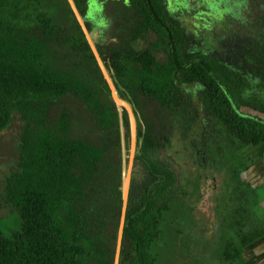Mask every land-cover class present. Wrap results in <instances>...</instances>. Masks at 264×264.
Here are the masks:
<instances>
[{
  "label": "trees",
  "instance_id": "16d2710c",
  "mask_svg": "<svg viewBox=\"0 0 264 264\" xmlns=\"http://www.w3.org/2000/svg\"><path fill=\"white\" fill-rule=\"evenodd\" d=\"M74 2L83 17V0ZM154 31L151 44L123 37L97 47L135 113L136 157L159 162L183 128L200 168L223 167L225 149L262 147L264 158V75L196 58L176 30L172 38L159 25ZM254 65L264 71V55ZM130 138L128 113L113 100L68 1L0 0V161H13L0 175V264H105L89 253L105 233L115 264ZM230 167L234 193L257 195L242 183L246 165L232 159ZM173 199L164 185L139 200L131 189L120 264H131L133 252L140 264L156 263L148 241L161 215L147 203ZM247 222L241 204L228 225L239 242H224L222 260L245 264L244 249L264 236L262 226L245 230Z\"/></svg>",
  "mask_w": 264,
  "mask_h": 264
},
{
  "label": "rangeland",
  "instance_id": "374dc122",
  "mask_svg": "<svg viewBox=\"0 0 264 264\" xmlns=\"http://www.w3.org/2000/svg\"><path fill=\"white\" fill-rule=\"evenodd\" d=\"M218 27L220 25H217ZM94 38L96 43L100 42L95 33ZM245 112L250 111L245 109ZM122 155L124 160L127 159L125 147ZM225 156L226 163L223 167L200 168L194 159L190 142L184 137L183 128L177 131L172 145L160 151L159 162L147 161L138 153L130 187L134 199H141L144 193L150 192L158 185L168 188V200H171V195H176L172 206L168 205L167 200L147 203L154 209L155 214L161 215L160 231L156 228L159 223L152 220L153 226L148 241L157 257L155 264H240L239 261L226 262L221 259L220 254L225 241L235 244L239 242L236 232L228 225L241 204L247 210L248 222L245 230L264 227V210L260 205L264 196V171L260 176H252L253 168H264L263 162L257 159L252 148L237 154L225 149ZM232 159L252 168L249 173L243 175V179L252 182L257 195L251 193L248 198L241 200L240 193H234L235 185L231 179L230 167ZM161 162H165L168 168H163ZM12 164L13 161H0V175ZM94 169L90 166L91 172ZM126 174L127 170L123 180V194ZM144 228L140 231L141 235L148 234L149 229ZM156 237H159L158 241H155ZM109 239V235L105 233L90 244L89 253L105 264L113 262L110 257ZM251 249L248 255L243 253L248 264H254L257 254L254 252L255 247ZM143 250H147L146 245ZM141 254L143 255L142 252ZM132 255L131 264H140L135 252ZM259 264H264V260Z\"/></svg>",
  "mask_w": 264,
  "mask_h": 264
},
{
  "label": "flooded vegetation",
  "instance_id": "af4514ba",
  "mask_svg": "<svg viewBox=\"0 0 264 264\" xmlns=\"http://www.w3.org/2000/svg\"><path fill=\"white\" fill-rule=\"evenodd\" d=\"M83 2V19L91 27L92 36L94 33L98 36L100 42L95 43L100 49H108L110 43H117L123 37L136 38L137 45L151 44L159 36L154 25H159L171 38L174 30L181 34L178 37L180 43L184 39L189 46L188 52L196 58L199 54L209 55L231 69L241 67L250 77L264 75V71L254 65V61L264 55L261 53L264 46V0ZM142 28H147L146 39L138 36ZM256 149L261 152L262 147ZM260 158L264 163L261 153ZM249 171L241 173V180L255 190L251 181L243 179ZM262 198L260 205L263 209L264 196Z\"/></svg>",
  "mask_w": 264,
  "mask_h": 264
},
{
  "label": "water",
  "instance_id": "95a60500",
  "mask_svg": "<svg viewBox=\"0 0 264 264\" xmlns=\"http://www.w3.org/2000/svg\"><path fill=\"white\" fill-rule=\"evenodd\" d=\"M84 35L86 40L88 41L90 48L97 60V63L100 67V70L107 81L110 90L111 95L115 103L125 108V110L128 113L129 120H130V153H129V159H128V167H127V174L125 179V185H124V194H123V209H122V217L119 227V233H118V241H117V250H116V256H115V264H120V257H121V248H122V241L124 236V228H125V221H126V213H127V207H128V201H129V195H130V187H131V180H132V173L135 163V157L137 153V133H138V127H137V120L135 117V113L132 109V107L125 101L121 100L116 92V88L113 84V81L104 65V62L102 60V57L98 51L97 45L95 43V39L90 33V31L87 28V25L85 23V20L83 19L82 15L80 14L74 0H67Z\"/></svg>",
  "mask_w": 264,
  "mask_h": 264
},
{
  "label": "crops",
  "instance_id": "0c3cea01",
  "mask_svg": "<svg viewBox=\"0 0 264 264\" xmlns=\"http://www.w3.org/2000/svg\"><path fill=\"white\" fill-rule=\"evenodd\" d=\"M255 152H256V157L259 161H261L260 158V153L258 151V149L256 148H252ZM264 164V163H263ZM249 167V166H248ZM249 170H252V168H248ZM264 168H253V177H257L263 174ZM250 172V171H249ZM263 210H264V203H263ZM255 247L254 252H257V254H255V260H254V264H259V262H263L264 260V236L259 238L258 240H256L255 242H253L252 244L248 245L245 249H244V253H246L247 255L249 254V249ZM252 250V249H251ZM250 250V252H251ZM246 256V255H245ZM243 260L245 261V264H248L246 257H244L243 255Z\"/></svg>",
  "mask_w": 264,
  "mask_h": 264
}]
</instances>
